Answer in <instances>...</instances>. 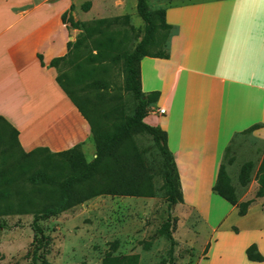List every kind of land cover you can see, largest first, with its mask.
<instances>
[{"label":"crops","instance_id":"0c3cea01","mask_svg":"<svg viewBox=\"0 0 264 264\" xmlns=\"http://www.w3.org/2000/svg\"><path fill=\"white\" fill-rule=\"evenodd\" d=\"M89 1L87 10L72 8L74 21L106 15L108 8ZM73 4L0 0V115L17 129L21 148L39 166L66 163L61 154L71 150L85 162L95 156L90 124L50 65L68 51L73 33L61 15ZM162 9L172 26L168 56L139 60L141 90L159 92L143 120L166 132L183 197L173 206L202 225L184 241L193 249L196 242L191 264H264L245 253L253 243L264 257V215L253 210L257 200L240 215L212 190L236 135L259 124L249 134L264 143V0H180ZM250 196L239 195V201ZM259 203L264 209V197ZM203 234L201 249L197 241Z\"/></svg>","mask_w":264,"mask_h":264},{"label":"rangeland","instance_id":"374dc122","mask_svg":"<svg viewBox=\"0 0 264 264\" xmlns=\"http://www.w3.org/2000/svg\"><path fill=\"white\" fill-rule=\"evenodd\" d=\"M86 1L89 0H73L75 5L72 6L81 11ZM146 1L150 10H156L180 0ZM133 2L136 3V0H95L97 7L109 10L103 12L105 16L84 22L95 27L92 20L112 19L108 25L99 26L103 29L102 34L97 31L89 34L81 26H70L66 18L70 15L73 20L71 11L65 16V24L71 28L73 36L70 40V54L59 62L58 71L66 74L63 77L65 84L75 99L84 103L82 105L89 115L91 111L85 106L86 103L95 105L96 111L105 115L101 122L109 130L120 120L108 114L111 107L118 105L121 115H132L138 103L133 93L125 88V70L121 57L108 63L105 88H81L84 82L79 83L75 78L86 67L84 59L96 51L94 40L97 38L110 35L116 40V45L108 51V55L128 52L140 40L144 33V21ZM168 35V32L158 29L156 43L149 47V51H164ZM77 64L82 67L77 69ZM249 133L242 132L232 140L227 149V159L232 160L226 164V171L239 195L251 194L248 199L257 200L253 210L264 215V209L261 210L259 203L262 196H256L259 179L253 177L244 189L238 183L241 164L251 161L256 168L264 151V143ZM133 138L147 164L152 166L155 187L153 196L98 195L54 216L35 217L32 213L0 216V264H33V255H36L37 263L45 258L51 264H101L104 253L110 249L113 241L117 242L114 254L136 253L139 256L138 264L167 262L171 242L165 234L159 232L160 225L166 219L171 221L170 233L175 241L172 246V264H191L193 259L189 256L194 255L196 242L193 249L184 241L193 231L200 232L202 225L191 213L186 218L179 205H168L159 170L161 157L151 137L146 133H134ZM13 151L19 156L17 149L13 148ZM85 155L90 158V149L85 148ZM204 235L200 236L202 241H197L201 249L205 246ZM145 242L149 244L148 248L143 247Z\"/></svg>","mask_w":264,"mask_h":264},{"label":"trees","instance_id":"16d2710c","mask_svg":"<svg viewBox=\"0 0 264 264\" xmlns=\"http://www.w3.org/2000/svg\"><path fill=\"white\" fill-rule=\"evenodd\" d=\"M89 7L90 1L82 5L83 10ZM72 8L73 6L61 15L64 23L65 16ZM136 11L144 21V33L135 46L121 55H108V51L116 45V40L110 35L97 38L94 40L96 51L84 59L86 67L75 78L79 83L84 82L81 88L89 90L105 88L108 63H113L121 57L125 70V88L133 93L138 103L132 115H121L118 105L111 107L108 114H113L115 119L120 118L111 130L102 124L105 115L96 111L95 105H86V103L85 106L89 108L91 114L86 112L82 105L84 103L77 101L65 84L63 77L66 74L58 71L59 62L70 54V41L67 42V53L53 58L50 62V65L57 68L58 84L90 124L95 145V156L90 161L85 162L83 158L73 154L76 150H71L61 154L66 157V163L49 160L43 166L37 165L21 148L17 129L0 115V216L24 213H32L35 217L54 216L98 195L153 196L155 187L152 166L147 164L143 153L135 143L134 133L148 134L158 149L161 157L159 170L162 189L168 205L182 202L179 174L173 155L167 147L166 132L143 120L150 105L156 102L159 92L151 91L145 94L141 90L139 77V60L142 56H168L162 50L149 51V47L156 43L158 29L169 34L172 26L165 22L164 9L150 10L146 0H136ZM67 16L66 20L69 21L70 26L75 28L81 26L89 34L95 31L102 34L103 29L99 26L108 25L112 20L109 18L92 20L95 27H91L88 22L74 21L70 15ZM39 58L42 63L40 55ZM81 67V64L76 65L77 69ZM258 126L259 124H253L243 132H251ZM13 148L18 150L19 156L14 153ZM227 149L219 165L212 190L230 204L236 205L238 213L243 215L254 199L239 201V191L231 183L226 171V164L232 160V158L227 159ZM253 177L259 179L256 196L264 197V154L256 168L251 161L241 164L238 172L240 188L244 189ZM170 222L166 219L159 227V232L165 234L171 242L169 260L155 264H172V246L175 241L170 233ZM116 245V241L110 244V249L104 253L101 264H138L139 256L136 253L114 254ZM143 247L148 248L149 244L145 242ZM245 253L249 260H264L253 243L245 249ZM33 259V264H51L45 258H41L37 263L36 255H33Z\"/></svg>","mask_w":264,"mask_h":264},{"label":"built area","instance_id":"2783aa9c","mask_svg":"<svg viewBox=\"0 0 264 264\" xmlns=\"http://www.w3.org/2000/svg\"><path fill=\"white\" fill-rule=\"evenodd\" d=\"M157 110H158V112L161 113V114L164 113V108H163V107H159Z\"/></svg>","mask_w":264,"mask_h":264}]
</instances>
